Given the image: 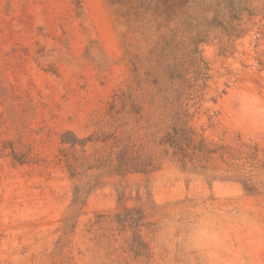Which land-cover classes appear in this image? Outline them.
<instances>
[{
    "label": "rangeland",
    "instance_id": "374dc122",
    "mask_svg": "<svg viewBox=\"0 0 264 264\" xmlns=\"http://www.w3.org/2000/svg\"><path fill=\"white\" fill-rule=\"evenodd\" d=\"M132 1L0 0V264H264V0H189L167 23L153 14V1L129 26L121 12ZM232 6L237 20L228 18ZM165 33H174L180 57L192 37L201 38L205 75L194 81L190 68L185 78L194 86H174L184 93L188 125L197 139L239 150L225 159L230 166L211 160L209 172L237 169L258 193L184 170L158 145L177 110L156 94L161 79L151 83L159 71L148 50ZM122 92L143 109L121 113L119 126L160 166L104 176L54 254L74 182L62 152L81 153L63 135L94 140L112 131L106 112ZM93 140L87 154L103 149ZM122 205L142 210L150 258L129 251L131 232L113 219Z\"/></svg>",
    "mask_w": 264,
    "mask_h": 264
},
{
    "label": "trees",
    "instance_id": "16d2710c",
    "mask_svg": "<svg viewBox=\"0 0 264 264\" xmlns=\"http://www.w3.org/2000/svg\"><path fill=\"white\" fill-rule=\"evenodd\" d=\"M153 1V14L156 17H163L164 22L167 23L184 10L189 0H134L130 6L131 11L124 10L121 12V16L125 18L129 26H134L137 18L140 17L138 7L150 6ZM139 3L141 5L136 6ZM221 17H224V14ZM228 18L230 20L239 19L236 8L233 7V12ZM217 23L225 30L229 29L228 31L232 32L229 34L237 36L241 33V30H236L237 28L230 25V23H227V25H223L222 22L218 21ZM200 39L198 36L192 37L190 43L194 47L192 45L183 47L184 53L182 57L176 54L179 44L175 42L174 33L161 35L159 41L148 50V55L151 58H155L156 65L154 68L159 71V73H156L157 76H153V78H156L151 83L156 85L158 82L160 83L161 79V83L165 85V87H159L156 94L163 104L171 105L169 109L173 108V104L177 106L173 116L174 121L167 127V130L158 141V145L163 147L165 154H170L172 158L177 160L184 170H190L194 173L202 172L212 177L234 180L241 183L246 192L258 193L259 191L251 179L237 169H226V174H220L219 176L209 172L208 163L211 160L220 159L230 166L232 163H227L225 159H236L239 150L229 145L206 142L204 138L197 139L192 127L188 125V111L183 109L181 98L184 93L174 88L177 81L185 83L187 89L194 86L185 78V74L190 68H194L193 73L196 75L194 81L205 75L201 72L205 69V67L200 65L202 60L197 57V44ZM159 42L161 43L157 45ZM187 64L189 65L188 67L186 66ZM150 71L152 73L153 69ZM163 78L164 81H162ZM118 103H120V109L117 108ZM139 104V100L132 99L131 96L124 92L115 93L106 112V116L112 124V131L102 132L94 140L90 137L79 138L72 132H66L63 135L62 143L69 144L72 148L75 145H79L81 153L62 152V155L66 157L69 176L74 182L71 201L67 207V214L62 220L61 235L55 244L54 254L60 255L64 241L67 240V236L72 232L88 194L102 184L104 176H124L129 173L149 174L159 168L160 163L155 158L153 150L143 144H133L130 137L125 136V130H122V127L119 126L120 114H138L143 109ZM92 140L101 142L104 145L103 149L87 154L85 146ZM255 156L254 153L252 158H255ZM231 171L235 172L231 173ZM117 195L118 203L120 204L124 194L121 190H117ZM144 217L142 210L122 205L121 210L114 214L113 219L120 231L131 232L128 237V247L134 257L144 256L150 258L151 253L140 232ZM63 264L65 263L63 262Z\"/></svg>",
    "mask_w": 264,
    "mask_h": 264
}]
</instances>
